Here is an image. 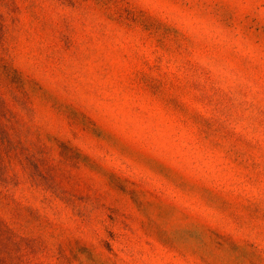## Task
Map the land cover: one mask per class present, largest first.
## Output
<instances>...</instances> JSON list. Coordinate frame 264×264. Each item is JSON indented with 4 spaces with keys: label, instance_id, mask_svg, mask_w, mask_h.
<instances>
[{
    "label": "rangeland",
    "instance_id": "obj_1",
    "mask_svg": "<svg viewBox=\"0 0 264 264\" xmlns=\"http://www.w3.org/2000/svg\"><path fill=\"white\" fill-rule=\"evenodd\" d=\"M0 264H264V0H0Z\"/></svg>",
    "mask_w": 264,
    "mask_h": 264
}]
</instances>
